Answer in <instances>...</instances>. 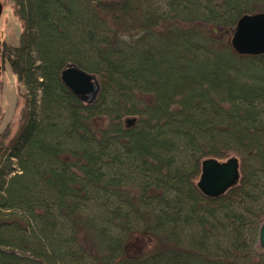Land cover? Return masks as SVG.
Here are the masks:
<instances>
[{
  "label": "trees",
  "instance_id": "obj_1",
  "mask_svg": "<svg viewBox=\"0 0 264 264\" xmlns=\"http://www.w3.org/2000/svg\"><path fill=\"white\" fill-rule=\"evenodd\" d=\"M0 41L24 105L0 134V264H264V54L230 44L264 0H15ZM94 74L91 103L62 82ZM236 186L198 187L208 158Z\"/></svg>",
  "mask_w": 264,
  "mask_h": 264
},
{
  "label": "water",
  "instance_id": "obj_2",
  "mask_svg": "<svg viewBox=\"0 0 264 264\" xmlns=\"http://www.w3.org/2000/svg\"><path fill=\"white\" fill-rule=\"evenodd\" d=\"M2 7L0 5V15ZM234 51L240 55L264 54V12L244 14L230 38ZM64 85L80 100L91 103L100 91V83L91 74L75 64H68L61 72ZM240 179V160L233 156L225 161L208 158L202 162L198 187L208 197L217 198L236 186ZM259 244L264 249V223L259 231Z\"/></svg>",
  "mask_w": 264,
  "mask_h": 264
},
{
  "label": "rangeland",
  "instance_id": "obj_3",
  "mask_svg": "<svg viewBox=\"0 0 264 264\" xmlns=\"http://www.w3.org/2000/svg\"><path fill=\"white\" fill-rule=\"evenodd\" d=\"M14 2L0 0V41L10 44H17L23 32V23L14 14ZM20 92H26L25 87L18 83L9 63L0 56V134L5 133L6 144H11L21 127L24 102ZM256 251L262 253L264 249L257 244Z\"/></svg>",
  "mask_w": 264,
  "mask_h": 264
}]
</instances>
